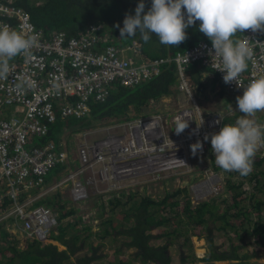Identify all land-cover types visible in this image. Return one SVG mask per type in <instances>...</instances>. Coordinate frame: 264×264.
I'll return each instance as SVG.
<instances>
[{
  "label": "built area",
  "instance_id": "obj_1",
  "mask_svg": "<svg viewBox=\"0 0 264 264\" xmlns=\"http://www.w3.org/2000/svg\"><path fill=\"white\" fill-rule=\"evenodd\" d=\"M0 23L26 35L37 36V45L30 50V55L15 57L10 61L8 78L0 79V230L18 247H24L32 240L58 245L51 237L52 229L58 223V212L34 203L36 199L50 191L67 188L70 200L85 212L92 175L95 181L98 179L109 185V179L120 180L122 174L129 172H165L156 167L146 169L147 160L154 151L179 138L175 134L165 139L156 118H129L127 130L123 132L110 133L90 143L81 140L77 146V164H73L65 146L44 138L57 114L82 116L89 110V100H104L116 84L133 86L146 81L170 61L174 63L176 88L189 95H194V89L187 81L186 69L195 61L212 71L231 92L243 93V88L253 79L264 75V33L259 31L246 30L233 37L249 40L254 60L247 62L248 67L237 83L225 84L224 73L219 70L221 58L214 56V50L209 55V49H212L209 39L199 40L171 56H146L136 38L118 43L110 29L115 22L111 26L90 23L71 36L62 30L45 34L33 23L29 11L14 0H0ZM17 84L22 86L17 88ZM184 110L180 109L173 121L181 117L187 119L193 133L197 127L192 125V114L181 115ZM220 121L218 111L205 116V124L209 127ZM259 124L264 125V122ZM198 133L199 129L184 137H192V142L182 146L184 150L197 142ZM132 154L137 159L130 157ZM141 161L144 165L139 166ZM58 165L62 168L54 180L48 181L47 173ZM122 165L123 168H118ZM85 168L92 169L91 175L86 172L85 180H82L79 174ZM31 189L34 195L30 193ZM82 219L86 222L80 220V226L98 229L96 215L88 216L85 212ZM203 255L204 251L197 253L199 258Z\"/></svg>",
  "mask_w": 264,
  "mask_h": 264
},
{
  "label": "trees",
  "instance_id": "obj_2",
  "mask_svg": "<svg viewBox=\"0 0 264 264\" xmlns=\"http://www.w3.org/2000/svg\"><path fill=\"white\" fill-rule=\"evenodd\" d=\"M139 2L140 0H14L15 4L29 11L33 23L45 34L62 30L67 36L77 34L90 23L111 26L115 22V25L119 23L123 27L125 14L135 15ZM144 2L147 12L151 7V0ZM199 23L196 21L186 30L188 38L178 47L160 44L155 34H150L148 43L141 40L139 33L133 38L140 42V50L146 56H171L199 40L208 39L199 32ZM110 29L118 43L133 39L120 38L119 29L115 26ZM207 70L199 61L188 65L187 81L194 90L197 86L198 89L203 88L201 75ZM175 82L174 63L170 61L164 64L157 75L146 81L133 86L116 84L104 100H89V110L82 116L70 114L63 117L57 114L55 121L49 124L44 138L58 142L63 130L77 131L83 125L88 127L103 119L132 118L150 103L176 92ZM130 109L134 111L133 116L128 114ZM60 168L61 165L55 166L53 173L56 174ZM225 176L223 185L227 192L222 198L193 202L188 196L177 197L179 190L167 191L157 198L150 195L138 197L134 194H128L126 200L116 196L110 198L108 203L111 204V210L117 211L115 216H103V204H100V234L97 231L94 233L90 225L80 226L79 217L74 215L72 206L67 207L63 202L65 200L57 197V192L41 196L36 203L58 212V223L52 229L51 237L64 247L36 240L28 241L24 247L8 243L0 250V264H98L95 261L104 255L102 244H93L88 240L96 234L100 239L109 236L110 264H172L170 246L175 243L174 239H183L178 244V264H264L257 258L261 247L264 248V155L256 153L250 175L242 177L237 172H225ZM244 178L254 183L249 190L242 188ZM180 192L186 194L187 188L182 187ZM117 205L120 208H116ZM246 224L250 225V229ZM201 228L204 231L202 236L200 232L198 236L204 237L206 251L203 257L196 256L195 259L193 254L184 253L180 246ZM155 229L159 232L153 233ZM217 233L227 236L226 247L222 248L215 243ZM158 237L161 241L154 243L152 239ZM125 250H128L129 256H125ZM188 257H191L190 261L187 260Z\"/></svg>",
  "mask_w": 264,
  "mask_h": 264
},
{
  "label": "clouds",
  "instance_id": "obj_3",
  "mask_svg": "<svg viewBox=\"0 0 264 264\" xmlns=\"http://www.w3.org/2000/svg\"><path fill=\"white\" fill-rule=\"evenodd\" d=\"M196 21L200 22L199 32L211 41L209 55L214 50V56L221 58L219 70L224 73V83H237L248 67L247 62L254 60V52L248 39L233 37L246 30L264 33V0H151L147 12L144 0H140L135 15L126 13L123 27L119 23L115 27L122 39L133 38L139 33L141 40L148 43L150 34H155L160 44L178 47L188 38L186 30ZM36 45V35H26L0 23V79L10 75V61L19 55H30ZM21 86L17 84V88ZM236 101L243 115L234 124H224L219 132L211 134V151L216 165L223 171L246 177L253 170L258 149L264 146V125L254 119L258 112H264V75L244 87ZM202 123L197 124L193 134ZM186 128L188 120L181 117L174 130L180 135ZM208 139L209 135H205L204 140ZM190 148L195 156L198 151H203V144L198 140Z\"/></svg>",
  "mask_w": 264,
  "mask_h": 264
},
{
  "label": "rangeland",
  "instance_id": "obj_4",
  "mask_svg": "<svg viewBox=\"0 0 264 264\" xmlns=\"http://www.w3.org/2000/svg\"><path fill=\"white\" fill-rule=\"evenodd\" d=\"M206 99V98H204ZM209 107H201V98L198 95H189L186 94L185 91L182 90H176V92L162 96L157 101L150 103L148 106H146L142 111L137 113V115L133 116L132 113L134 111L132 109L129 110V115L133 116L131 120L135 117L138 118V116H151L152 118H156L161 125V131L165 139L168 138V136L175 135L174 127H176V124L178 121H173V118L176 117L180 109H185L184 112L181 114L183 116H189L192 114V125L194 127H197V124L201 123L203 121L202 125L199 127V133L196 135L195 141H201L203 144V151H198L195 156L191 153V148H187V152L184 154L180 150H177L179 153V157L184 158V155L187 157V164L176 166L174 168H171L170 162L166 161L165 158H153L149 157L146 163V169H150L153 167L160 168L159 171H165V172H154L152 171L143 172V171H134L129 172L127 174H122V179H109V185L104 182L97 179L95 181L94 176L92 175L91 181L89 183L90 185V197L87 200V211H85L88 216L96 215L99 219V227L98 229H90L96 233V231L100 234L101 231V223H100V213H104L103 216L112 215L115 216L116 211L111 210V204H109V199L113 197L122 198V200H126L128 198V194H135V196H142V195H150L153 198H157L163 194H165L167 191L172 192L175 190H179L178 194L176 195L179 198H184L185 196L190 197V199L193 202H197L199 200H203L206 198H222L226 194V189L224 187V177L225 172L219 168L215 163V156L213 152L211 151V134L215 132H219L220 128L224 124H234L235 121L240 118L242 113L239 112L238 108L231 107L232 104L228 102L225 104L228 109V117L224 118L223 114L226 110H223V104L218 102L216 99H211L208 101ZM231 105V106H230ZM231 107V108H230ZM238 110V111H236ZM212 111H218L219 116L222 119L216 126L209 127L205 124V116L212 112ZM236 112V115H234ZM240 115V116H239ZM224 118V120H223ZM257 118V115L255 116ZM129 118H124L123 120H112V119H103L99 122H94V125L86 127L83 125L80 127L81 129L77 131L72 130H63L59 137V142L65 146V148L69 151L70 157L73 159L72 163L77 164V146L81 140H85L87 143H90L97 138L103 137L107 134L118 132V131H125L127 130V126L129 125L127 120ZM130 120V124H132V121ZM170 123V124H169ZM173 123V124H172ZM112 124V126H110ZM169 124V125H168ZM148 133H154L155 131H147ZM171 134V135H170ZM191 135L189 127L186 128L177 139L178 146H183L186 144V136ZM209 135V139L207 141L204 140V136ZM187 139H192V137H189ZM176 148V149H177ZM257 153L264 155V146L260 147L257 151ZM166 156V155H162ZM160 156V157H162ZM130 157H134L137 159V156L135 154L130 155ZM143 161H141L140 165ZM159 165V166H155ZM138 166V167H139ZM123 168V165L118 167ZM92 170V169H91ZM91 170L88 168H85L83 172H81L79 175L82 180H85V174L86 172L91 175ZM132 174V175H131ZM56 174L53 173V168L47 173L46 179L48 181L54 180V177ZM133 176V177H131ZM244 187L247 188L246 190H249L251 186L254 184L253 181H249L248 179L243 180ZM182 187L187 188V192L181 193L180 189ZM95 191V192H92ZM57 192V197H61L62 201L67 207L72 206L74 209V215L79 217V220L86 222L82 219V214L85 212L79 208V206L75 203H73L70 200L69 192L67 188H61L56 191H50L48 195H51L52 193ZM30 193L32 195L35 194L34 190H30ZM31 195V196H32ZM40 198V197H39ZM67 199V201H66ZM37 200V199H36ZM36 200L34 203H36ZM70 201V202H69ZM100 204H103L102 209L105 211H101L99 213V209H101ZM116 208H120L119 205L115 206ZM114 207V208H115ZM111 210V211H110ZM253 211V210H252ZM108 214V215H107ZM70 218L66 217V219ZM88 224V223H87ZM247 226V224L245 225ZM248 229H250V225L247 226ZM204 230L197 229L196 235H191L189 237V241L182 243L180 248L183 250L186 254H193L194 258L196 257V254H201V252L206 251V242L204 237L202 236V232ZM159 232L158 229H155L153 233ZM9 237L7 235H4L3 230H0V250H2L3 245H7L10 243L8 240ZM109 236L106 235L104 239H100L98 234L92 235L88 238L91 243L93 244H102L101 249L103 252V256L100 257L97 261L98 264H110V249H109V242H108ZM214 241L216 244H219L222 248L226 247L228 245V238L225 235H222L220 233H217L214 237ZM87 241V240H86ZM152 241L154 243H159L161 241V238H153ZM175 243L170 246V253H171V263L172 264H178L179 259V250H178V244L183 242V239L176 240L174 239ZM12 243V242H11ZM203 246V247H201ZM199 250V251H198ZM260 256H258V260L264 262V248L261 247L260 252L258 253ZM125 256L128 255V250H125ZM191 257H188L187 260L190 261ZM196 259V258H195ZM198 262V261H196ZM222 263H226V261H221ZM133 264H138L137 262H133Z\"/></svg>",
  "mask_w": 264,
  "mask_h": 264
},
{
  "label": "crops",
  "instance_id": "obj_5",
  "mask_svg": "<svg viewBox=\"0 0 264 264\" xmlns=\"http://www.w3.org/2000/svg\"><path fill=\"white\" fill-rule=\"evenodd\" d=\"M201 76H202L201 85L203 86V88L198 89V86H197V88L194 90L195 95H198L201 98V102H202L201 107L203 108L209 107L208 101H210L211 99H216L218 102L223 104V110H226L225 113L223 114L224 118L228 117L227 113H228L229 107H227L225 104L230 102L232 104V106L231 105L230 106L236 108L237 107L236 97L241 96L243 93L228 91L224 87V85L220 82V80L216 77V75L209 69L207 71H203ZM174 87L176 89V84H174ZM234 115H236V112ZM256 115H257V118L254 117V119L257 121V123H261V121L264 122V112H258ZM242 188L244 190L247 189L244 187L243 183H242ZM58 246L59 248L64 247L59 242H58Z\"/></svg>",
  "mask_w": 264,
  "mask_h": 264
},
{
  "label": "bare ground",
  "instance_id": "obj_6",
  "mask_svg": "<svg viewBox=\"0 0 264 264\" xmlns=\"http://www.w3.org/2000/svg\"><path fill=\"white\" fill-rule=\"evenodd\" d=\"M190 133H191V135L193 134L191 130H190ZM190 142H192V139L189 140L186 138V144L185 145H188ZM177 145H178L177 139H172L166 145H164L163 148L159 149L158 151H154L150 157H153V158L159 157V159L165 158L166 161L170 162L171 168H174V167L180 166V165L185 166L187 164V157H186V155H184V158L180 159L179 153L177 152V149H176ZM180 148L184 154L187 152L188 147H185V150L182 146H180ZM148 155H150V154H148ZM162 155H166V156H162ZM160 156H162V157H160ZM155 166H159V165H155ZM159 170H160V168H159ZM131 177H133V176H131ZM200 253H202V252L200 251Z\"/></svg>",
  "mask_w": 264,
  "mask_h": 264
},
{
  "label": "flooded vegetation",
  "instance_id": "obj_7",
  "mask_svg": "<svg viewBox=\"0 0 264 264\" xmlns=\"http://www.w3.org/2000/svg\"><path fill=\"white\" fill-rule=\"evenodd\" d=\"M133 194V193H132ZM135 195V194H134ZM143 196V195H142ZM138 197H140V196H138ZM152 197V196H151ZM194 236V235H193ZM260 262H263V261H260ZM264 263V262H263Z\"/></svg>",
  "mask_w": 264,
  "mask_h": 264
}]
</instances>
